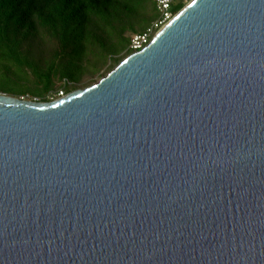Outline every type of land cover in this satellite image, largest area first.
<instances>
[{
	"label": "water",
	"instance_id": "95a60500",
	"mask_svg": "<svg viewBox=\"0 0 264 264\" xmlns=\"http://www.w3.org/2000/svg\"><path fill=\"white\" fill-rule=\"evenodd\" d=\"M0 264H264V0H190L55 100L0 93Z\"/></svg>",
	"mask_w": 264,
	"mask_h": 264
},
{
	"label": "trees",
	"instance_id": "16d2710c",
	"mask_svg": "<svg viewBox=\"0 0 264 264\" xmlns=\"http://www.w3.org/2000/svg\"><path fill=\"white\" fill-rule=\"evenodd\" d=\"M182 6L170 0L169 11ZM161 16L156 0H0V93L48 102L101 78Z\"/></svg>",
	"mask_w": 264,
	"mask_h": 264
},
{
	"label": "built area",
	"instance_id": "2783aa9c",
	"mask_svg": "<svg viewBox=\"0 0 264 264\" xmlns=\"http://www.w3.org/2000/svg\"><path fill=\"white\" fill-rule=\"evenodd\" d=\"M156 1H157L159 9L161 11L162 16L158 22L153 24V28L159 29L161 27V25L166 23L168 21V19H170L173 15L169 11L170 0H156ZM151 32H152V28H149L141 34L134 35L131 38L130 49L135 51V50H138V49H141L142 47H144V45H146L150 40L149 37H150ZM59 92H60V94L58 97H62L64 95V93H62V91H59Z\"/></svg>",
	"mask_w": 264,
	"mask_h": 264
},
{
	"label": "rangeland",
	"instance_id": "374dc122",
	"mask_svg": "<svg viewBox=\"0 0 264 264\" xmlns=\"http://www.w3.org/2000/svg\"><path fill=\"white\" fill-rule=\"evenodd\" d=\"M190 0H183V6L186 4V3H188ZM182 6V7H183ZM181 7V8H182ZM176 13V12H175ZM172 15H174V14H172ZM158 29H156L155 30V32L157 31ZM154 32V33H155ZM153 33V34H154ZM151 36H153V35H151ZM102 71V70H101ZM101 71L100 72H98V74H95V75H87V76H84L83 77V79L81 80V82H80V85H79V87L77 88V89H80V88H83V87H85V86H88V85H90V84H92V83H94V82H96L97 81V78H99V73H101ZM61 89H59V90H57V92H50V93H48L47 95H46V97H48L49 99H50V101H52V100H55V99H57V98H59L58 96H59V94H60V91ZM76 90V89H75ZM65 95V94H64ZM18 98H23V99H27V100H35V101H39L38 100V98H34V97H29L28 96V94L27 95H25V96H20V97H18Z\"/></svg>",
	"mask_w": 264,
	"mask_h": 264
}]
</instances>
